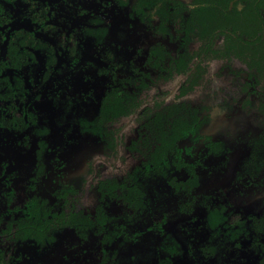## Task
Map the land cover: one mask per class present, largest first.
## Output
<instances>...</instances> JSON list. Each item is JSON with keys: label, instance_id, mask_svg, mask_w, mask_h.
Listing matches in <instances>:
<instances>
[{"label": "flooded vegetation", "instance_id": "1", "mask_svg": "<svg viewBox=\"0 0 264 264\" xmlns=\"http://www.w3.org/2000/svg\"><path fill=\"white\" fill-rule=\"evenodd\" d=\"M258 4L0 0V264H38L57 235L67 231L82 244L78 263L194 264L184 224L200 219L212 241L198 245L205 259L219 257L217 243L222 242L249 245L264 261V213L246 219L224 200L197 203L201 161L222 144L201 134L208 107L182 96L161 99L154 108L146 101L152 85L173 77L179 78V94L196 90L206 60L224 52L226 65L230 59L242 62L236 72L242 74L240 88L264 108L261 48L245 42L259 35L252 14ZM139 110L145 121L128 146L140 156L137 165L121 180L98 179L97 203L86 210L74 180L53 177L79 173L89 139L114 158L117 121ZM253 144L261 161L264 123ZM197 145L205 149L193 156ZM49 177L56 184L47 190ZM161 180L170 185L178 205L149 223L147 191L160 190L154 184ZM144 235L147 243L126 252L128 243ZM90 248L96 254L88 253Z\"/></svg>", "mask_w": 264, "mask_h": 264}, {"label": "rangeland", "instance_id": "2", "mask_svg": "<svg viewBox=\"0 0 264 264\" xmlns=\"http://www.w3.org/2000/svg\"><path fill=\"white\" fill-rule=\"evenodd\" d=\"M228 64H225L224 52L220 53L217 58L206 60L204 77L196 90L179 94V78L173 77L167 83L158 82L152 85L151 90L146 93L148 99L146 101L150 104L149 107L154 108L161 99L166 101L175 98L177 100L178 96H182L180 99L208 107L207 122L201 134L209 135L214 141L222 142V144L216 154L207 155L201 161L197 203L200 200H210L215 203L224 200V205L231 211L249 219L255 214L264 213V158L261 161L256 159L260 151L255 150L253 144L264 123V108L255 96L251 95L249 100L240 88L243 78L242 74L236 72L240 71V68L243 69L242 62L238 59H230ZM140 111L131 117L117 121L115 127L118 152L114 158L107 156L100 145L95 146L89 139V145L84 146L83 155L79 160V173L73 171L71 175L68 173L53 177L73 179L75 185L80 187L81 206L86 210L92 209L97 203L98 179L109 177L121 180L137 165L140 156L134 149L131 151L128 146L138 127L145 121L139 116ZM85 141L88 142L87 139ZM193 149V156H197L203 153L205 148L197 145ZM256 153L258 154L255 157ZM261 155L263 156L264 153ZM176 176L184 178L185 174L175 173L174 177ZM47 181V187L45 186L47 190L55 187L53 185L56 182L52 181V177H49ZM17 184L21 186V183ZM154 185H159L160 190L155 191L151 187L147 191L152 207L146 220L149 223L153 218H159L163 212L172 214L179 201L165 180L156 182ZM194 209L199 210L201 215L203 209L199 205ZM114 210L119 214L120 207L117 205ZM200 222L201 219L184 224L189 230L187 229L183 236L190 239L191 246L194 247L192 251L196 257L194 264H264V261L259 262L255 258V252L251 246L226 247V244L222 245V242L217 243L219 257L209 259L210 261L205 259L198 245L212 241L210 231ZM57 238L56 244L48 254L37 260L38 264H82L78 263L77 259L79 255L80 257L84 255V251L82 244L76 241L74 232H61ZM147 240L148 238L144 235L139 237L137 242L128 243L124 248L126 252L134 250L141 247ZM95 246L97 249V245ZM31 251L36 254L34 247H31ZM94 252L96 254L93 248L88 251L90 254Z\"/></svg>", "mask_w": 264, "mask_h": 264}, {"label": "trees", "instance_id": "3", "mask_svg": "<svg viewBox=\"0 0 264 264\" xmlns=\"http://www.w3.org/2000/svg\"><path fill=\"white\" fill-rule=\"evenodd\" d=\"M224 8H226L227 6V2H224ZM229 14H233V12H229ZM252 14H256L255 18H254V23H255V31L259 32V35L255 36V37H250L248 40L250 41H245L247 42V44H253V45H258L260 49V59L262 62H264V0H259V4L257 6V10H255L254 12H252ZM229 20H233V18L230 16ZM231 24V23H230ZM235 27V24L233 25ZM231 30H235L234 28H231ZM228 37H231V35H227ZM239 38V40H241V38L239 36H237ZM235 43H231L230 45H233Z\"/></svg>", "mask_w": 264, "mask_h": 264}]
</instances>
